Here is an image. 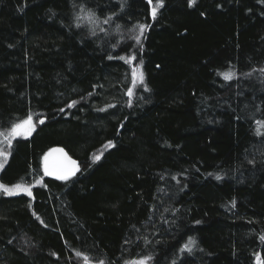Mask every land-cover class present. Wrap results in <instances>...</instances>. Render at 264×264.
<instances>
[{
    "label": "trees",
    "instance_id": "trees-1",
    "mask_svg": "<svg viewBox=\"0 0 264 264\" xmlns=\"http://www.w3.org/2000/svg\"><path fill=\"white\" fill-rule=\"evenodd\" d=\"M0 164V264H264V0H0Z\"/></svg>",
    "mask_w": 264,
    "mask_h": 264
},
{
    "label": "water",
    "instance_id": "water-1",
    "mask_svg": "<svg viewBox=\"0 0 264 264\" xmlns=\"http://www.w3.org/2000/svg\"><path fill=\"white\" fill-rule=\"evenodd\" d=\"M75 162L68 158L62 151L55 150L49 154L45 161L46 172L48 174L61 178L69 179L75 173ZM66 169L65 173H62L61 170Z\"/></svg>",
    "mask_w": 264,
    "mask_h": 264
},
{
    "label": "rangeland",
    "instance_id": "rangeland-1",
    "mask_svg": "<svg viewBox=\"0 0 264 264\" xmlns=\"http://www.w3.org/2000/svg\"><path fill=\"white\" fill-rule=\"evenodd\" d=\"M133 77H134V83L135 84L137 83V85H141V84L145 83V76H144L142 68L136 69L133 73ZM28 124H30V123H27L25 125H22V126H19L18 128H16L15 131L12 132L11 136H14L16 138H29L33 133V128H32V126L27 127ZM3 166L0 164V169H2ZM30 192H31L30 189H28L26 187L15 188L13 190L14 195L30 194ZM6 193L9 194L8 190H6ZM140 264H142V263H140Z\"/></svg>",
    "mask_w": 264,
    "mask_h": 264
},
{
    "label": "flooded vegetation",
    "instance_id": "flooded-vegetation-1",
    "mask_svg": "<svg viewBox=\"0 0 264 264\" xmlns=\"http://www.w3.org/2000/svg\"><path fill=\"white\" fill-rule=\"evenodd\" d=\"M61 172H62V173H65V172H66V169H62Z\"/></svg>",
    "mask_w": 264,
    "mask_h": 264
},
{
    "label": "bare ground",
    "instance_id": "bare-ground-1",
    "mask_svg": "<svg viewBox=\"0 0 264 264\" xmlns=\"http://www.w3.org/2000/svg\"><path fill=\"white\" fill-rule=\"evenodd\" d=\"M53 151H55V150H53ZM53 151L49 152V154L52 153ZM49 154L46 156V158L49 156Z\"/></svg>",
    "mask_w": 264,
    "mask_h": 264
}]
</instances>
